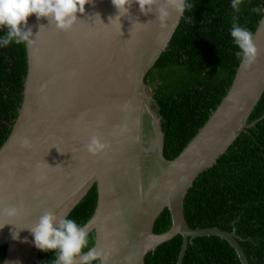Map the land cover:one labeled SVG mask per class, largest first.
Wrapping results in <instances>:
<instances>
[{"label":"water","instance_id":"obj_1","mask_svg":"<svg viewBox=\"0 0 264 264\" xmlns=\"http://www.w3.org/2000/svg\"><path fill=\"white\" fill-rule=\"evenodd\" d=\"M187 0H31L24 99L0 148L3 264H35L49 237L97 184L92 218L56 264H146L149 252L181 234L217 235L250 264L235 228H192L185 199L251 125L264 93V15L234 82L206 124L174 159L164 154L162 117L146 77L166 51ZM169 208L172 227L155 231ZM89 251L72 248L90 232Z\"/></svg>","mask_w":264,"mask_h":264},{"label":"trees","instance_id":"obj_2","mask_svg":"<svg viewBox=\"0 0 264 264\" xmlns=\"http://www.w3.org/2000/svg\"><path fill=\"white\" fill-rule=\"evenodd\" d=\"M31 0H0V12L26 21ZM264 15V0H187L185 15L168 48L146 77L162 117L164 154L174 159L206 124L229 92L252 34ZM28 48L20 23L0 14V148L10 136L24 99ZM248 127L217 163L194 181L185 215L194 228H235L250 264H264V93ZM98 204L95 184L46 241L35 264H56L67 244L92 218ZM172 227L166 208L155 231ZM95 231L72 248L94 247ZM183 235L148 253L146 264H177ZM8 246L0 247V264ZM82 264H102L95 258ZM183 264H242L231 243L217 235L189 243Z\"/></svg>","mask_w":264,"mask_h":264}]
</instances>
